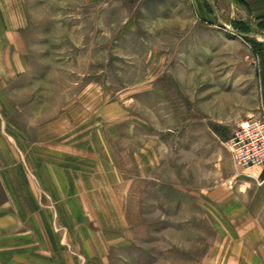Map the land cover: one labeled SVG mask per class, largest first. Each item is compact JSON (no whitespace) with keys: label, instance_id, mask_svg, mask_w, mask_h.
<instances>
[{"label":"rangeland","instance_id":"obj_1","mask_svg":"<svg viewBox=\"0 0 264 264\" xmlns=\"http://www.w3.org/2000/svg\"><path fill=\"white\" fill-rule=\"evenodd\" d=\"M225 2L17 0L0 5L1 12L19 17L23 54L36 76L31 87L41 96L32 122L41 124L55 113L62 102L57 95L67 103L90 85L118 104L114 111L122 117L106 132L98 120L96 139L129 184L125 211L115 218L127 221L130 243L112 244L107 259L97 264H264V171L259 181L237 174L230 186L243 189V202L261 225V236H251L257 241L247 245L253 258L233 259L238 231L245 229L234 213H223L231 226L218 241L215 217L200 202L209 204L206 194L217 186L230 189L227 179L238 172L225 142L241 120L263 113L257 69L264 57V0H233L234 9ZM5 94L1 126L8 119L23 126L24 115H7ZM6 134L1 132L2 139H9ZM16 135L36 140L40 133ZM99 145L98 156L103 154ZM29 146L28 154H41ZM88 198L97 209L99 197ZM39 199L49 202L45 195ZM231 232L236 236H228Z\"/></svg>","mask_w":264,"mask_h":264},{"label":"crops","instance_id":"obj_2","mask_svg":"<svg viewBox=\"0 0 264 264\" xmlns=\"http://www.w3.org/2000/svg\"><path fill=\"white\" fill-rule=\"evenodd\" d=\"M5 1L17 0H0V5ZM202 1L208 4V0ZM225 3L234 9L233 0ZM208 9L213 17L221 18L220 12ZM17 19L15 13L0 11V97L5 93L9 97L5 96L9 100V117H25L23 126L10 119L7 125L0 124V191L3 196L0 202V264H97L107 259L112 244L130 243L127 221L115 218L125 211L129 184L123 183L127 178L115 170L112 155L96 139L100 131L98 120L106 132L122 115L114 111L118 104L98 95L90 85L87 91L74 94L67 103H64V95L59 98L57 95L62 102L54 107L55 113H50L41 124L32 122L30 117L41 95L31 87L36 76L24 57L22 26ZM257 70L258 94L264 112V57H259ZM7 84L11 86L5 92L3 88ZM2 131L8 132L9 139H2ZM29 131L46 133L47 139L42 135L36 140L16 138V132ZM97 144L103 153L99 156ZM28 146H36L41 154H28ZM22 149L26 151L24 155ZM262 171L264 168L254 169L250 177L259 181ZM236 176L237 173L227 179L230 189L217 186L206 194L209 204L200 202L215 217L220 232L218 241L226 236V227L231 226L225 222L223 213H234L240 226L245 227L238 231L239 246L233 251V259L239 262L253 258L248 246L257 239L249 238L261 236L258 232L261 225L257 224L258 217L251 215L250 205L243 202V189L230 187ZM39 195L48 197L49 202L43 203ZM95 195L99 197L97 209V204L88 198ZM227 195L235 197L233 203L226 200ZM240 212L244 214L237 217L236 213ZM94 213H98L97 216ZM243 216L248 222L241 219ZM233 234L228 233V236L235 237ZM244 253H249L248 257Z\"/></svg>","mask_w":264,"mask_h":264},{"label":"built area","instance_id":"obj_3","mask_svg":"<svg viewBox=\"0 0 264 264\" xmlns=\"http://www.w3.org/2000/svg\"><path fill=\"white\" fill-rule=\"evenodd\" d=\"M229 139L225 146L237 174L252 176L245 170L264 168V112L241 120Z\"/></svg>","mask_w":264,"mask_h":264}]
</instances>
